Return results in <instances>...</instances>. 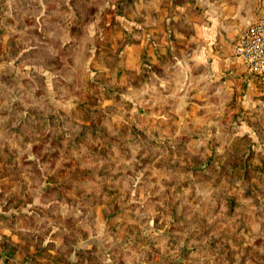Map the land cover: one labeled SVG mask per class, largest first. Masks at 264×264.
Segmentation results:
<instances>
[{
    "label": "rangeland",
    "instance_id": "1",
    "mask_svg": "<svg viewBox=\"0 0 264 264\" xmlns=\"http://www.w3.org/2000/svg\"><path fill=\"white\" fill-rule=\"evenodd\" d=\"M148 4L0 0V264H264V74Z\"/></svg>",
    "mask_w": 264,
    "mask_h": 264
},
{
    "label": "crops",
    "instance_id": "2",
    "mask_svg": "<svg viewBox=\"0 0 264 264\" xmlns=\"http://www.w3.org/2000/svg\"><path fill=\"white\" fill-rule=\"evenodd\" d=\"M147 1L148 31L172 36L178 52L191 55L190 67L205 65L210 81L246 76L248 70L237 60L233 47L239 32L264 9V0Z\"/></svg>",
    "mask_w": 264,
    "mask_h": 264
},
{
    "label": "built area",
    "instance_id": "3",
    "mask_svg": "<svg viewBox=\"0 0 264 264\" xmlns=\"http://www.w3.org/2000/svg\"><path fill=\"white\" fill-rule=\"evenodd\" d=\"M233 50L250 73L264 74V9L239 32Z\"/></svg>",
    "mask_w": 264,
    "mask_h": 264
},
{
    "label": "trees",
    "instance_id": "4",
    "mask_svg": "<svg viewBox=\"0 0 264 264\" xmlns=\"http://www.w3.org/2000/svg\"><path fill=\"white\" fill-rule=\"evenodd\" d=\"M231 207H232V205L229 206V208H231Z\"/></svg>",
    "mask_w": 264,
    "mask_h": 264
}]
</instances>
